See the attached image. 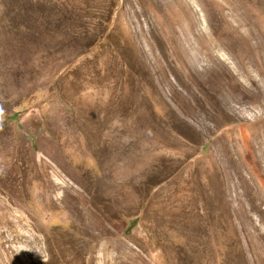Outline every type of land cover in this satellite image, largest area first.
Instances as JSON below:
<instances>
[{
  "label": "rangeland",
  "instance_id": "rangeland-1",
  "mask_svg": "<svg viewBox=\"0 0 264 264\" xmlns=\"http://www.w3.org/2000/svg\"><path fill=\"white\" fill-rule=\"evenodd\" d=\"M0 264H264V0H0Z\"/></svg>",
  "mask_w": 264,
  "mask_h": 264
}]
</instances>
